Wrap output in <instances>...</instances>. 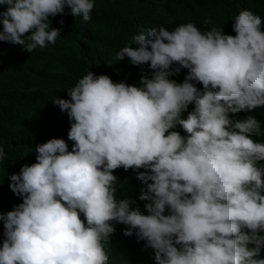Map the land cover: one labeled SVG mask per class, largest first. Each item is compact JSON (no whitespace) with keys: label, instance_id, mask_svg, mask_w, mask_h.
Here are the masks:
<instances>
[{"label":"clouds","instance_id":"obj_1","mask_svg":"<svg viewBox=\"0 0 264 264\" xmlns=\"http://www.w3.org/2000/svg\"><path fill=\"white\" fill-rule=\"evenodd\" d=\"M0 6V42L31 53L60 37L50 18L67 6L87 24L95 3ZM232 31L192 22L142 30L115 60L150 74L129 84L88 71L68 98H52L70 121L71 150L62 138L38 143L35 162L8 176L22 202L0 211V264H111L116 224L155 264H264V143L253 139L264 132L255 117L230 116L264 108L261 17L242 10ZM181 68L183 81L170 79ZM5 156L0 146V164ZM120 168L137 172L147 214L118 198Z\"/></svg>","mask_w":264,"mask_h":264},{"label":"trees","instance_id":"obj_2","mask_svg":"<svg viewBox=\"0 0 264 264\" xmlns=\"http://www.w3.org/2000/svg\"><path fill=\"white\" fill-rule=\"evenodd\" d=\"M94 3L92 19L87 24L82 23L81 17H73L67 6L63 14L50 18L51 27L61 29L54 45L29 53L19 45L0 42V146L6 153L4 163L0 164V182L3 181L0 211H10L22 202L9 189L8 176L18 173L22 165L35 162L36 144L62 138L71 150L72 142L67 139L70 121L66 112L53 104L54 96L68 98L66 91L88 71L129 84L138 83L143 73L150 74L147 65L133 66L127 57L115 60V53L125 45L135 47L136 34L161 26L171 31L192 22L201 31L224 27L226 34L235 35L232 24L242 10L260 16L264 30V0H94ZM3 10L0 6V11ZM186 74L187 69L181 68L170 79L179 83ZM230 116L239 120L255 117L264 132V108ZM253 139L264 143V136ZM114 175L119 181L118 198H129L134 201L133 206L147 214L143 208L145 201L139 199L144 185L137 179V172L120 168ZM114 226L116 231L109 244L111 264H155L152 250L144 247V241L137 240L135 232L124 236L126 226ZM2 232L0 223V239Z\"/></svg>","mask_w":264,"mask_h":264}]
</instances>
